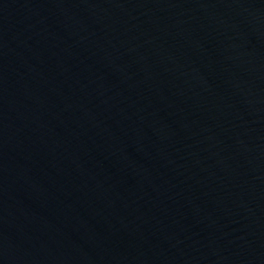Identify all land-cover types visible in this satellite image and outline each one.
Listing matches in <instances>:
<instances>
[{"label":"water","instance_id":"obj_1","mask_svg":"<svg viewBox=\"0 0 264 264\" xmlns=\"http://www.w3.org/2000/svg\"><path fill=\"white\" fill-rule=\"evenodd\" d=\"M0 264H264V0H0Z\"/></svg>","mask_w":264,"mask_h":264}]
</instances>
